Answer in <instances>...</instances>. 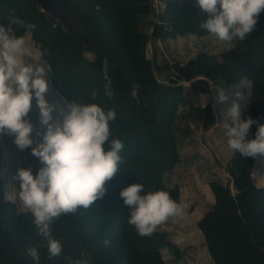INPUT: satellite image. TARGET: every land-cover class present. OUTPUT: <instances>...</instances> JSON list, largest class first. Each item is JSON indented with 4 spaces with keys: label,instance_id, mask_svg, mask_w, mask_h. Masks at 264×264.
Listing matches in <instances>:
<instances>
[{
    "label": "trees",
    "instance_id": "trees-1",
    "mask_svg": "<svg viewBox=\"0 0 264 264\" xmlns=\"http://www.w3.org/2000/svg\"><path fill=\"white\" fill-rule=\"evenodd\" d=\"M156 13L154 0H69L90 33L88 46L77 35L67 32L57 17L42 12L33 0H0V25H6L13 12L37 27L32 32L14 26L17 36L30 35L39 49L45 68L51 66L48 79L54 90L69 104H98L115 110L110 122L112 135L124 144L120 153L124 163L105 185L106 195L88 209L62 214L52 225L55 239L62 243V254L50 258L46 242L36 234L34 217L20 212L7 200V187L0 177V264H167L162 250H171L177 260L182 251L169 243L167 231H155L142 237L128 224L129 209L120 192L133 184H143L141 195L166 191L180 204V187H169L165 174L181 161L176 126L184 85L225 90L246 81L251 87L247 119L256 109L264 124V12L256 28L243 41L221 55L199 53L186 63H174L172 74L160 79L163 69L157 56H147L151 35L143 31L146 20L154 17V26H169L171 38L187 35L186 13L190 0H163ZM200 8L190 26L197 37L209 34L200 25L208 15ZM48 54H44V50ZM93 55L89 59L87 54ZM107 72L113 95H105ZM95 90L97 95L92 97ZM217 124L212 104L203 109V128ZM253 130L252 137L253 138ZM109 150L110 144H105ZM0 147V173L3 168ZM249 158L235 151L228 165L231 184L212 181L215 203L197 222L213 264H264V187L255 183ZM105 241H109L105 245ZM36 247L39 261L27 252Z\"/></svg>",
    "mask_w": 264,
    "mask_h": 264
},
{
    "label": "clouds",
    "instance_id": "clouds-1",
    "mask_svg": "<svg viewBox=\"0 0 264 264\" xmlns=\"http://www.w3.org/2000/svg\"><path fill=\"white\" fill-rule=\"evenodd\" d=\"M155 3V0H154ZM155 5V4H154ZM197 6L208 15L200 27L220 41H243L256 28L264 12V0H197ZM14 26L27 32L36 29L34 23L10 14L6 25H0V134L15 137L14 143L21 150L32 149L44 167L35 174L32 168H19L14 180L20 188L8 199L18 198L24 209L34 217L37 236L46 242L50 258L62 254V243L55 239L52 225L62 214L88 209L102 199L105 187L124 163L120 153L124 144L119 139L109 140L112 135L110 122L117 118L115 110H105L98 104H67L62 124H52L54 106L45 99L49 90L47 77L49 65L33 66L25 58L33 55L25 36H17ZM48 54V50H44ZM105 95L113 91L107 72ZM95 98L97 92L91 93ZM40 110L41 124L46 126L43 142L33 146L31 138L34 127L26 117L32 109V101ZM228 100L224 91H219L217 101ZM232 125L227 130L228 146L244 158L264 155V124L249 116L242 118L239 104L234 103L228 111ZM257 131L252 137V127ZM109 143V150L105 144ZM143 184H133L120 192L129 209L128 224L138 235L151 236L158 227L169 221L179 223L185 216L184 208L166 191L148 192L141 195ZM109 241H105L107 245ZM34 261H39L36 247L27 252ZM75 264H88L77 260Z\"/></svg>",
    "mask_w": 264,
    "mask_h": 264
},
{
    "label": "rangeland",
    "instance_id": "rangeland-1",
    "mask_svg": "<svg viewBox=\"0 0 264 264\" xmlns=\"http://www.w3.org/2000/svg\"><path fill=\"white\" fill-rule=\"evenodd\" d=\"M162 2H157L156 13L162 11L164 4ZM189 2L185 22L188 33L184 37L171 38L169 36L173 31L171 27L154 26L152 16L146 20L147 24L143 31L151 35L147 56L149 58L153 55L157 56V64L163 69L160 79H167V76L172 74L171 67L174 63L184 64L202 52L221 55L236 46V40L224 42L213 35L197 37L190 26L191 18L194 17L190 11L199 7L197 0ZM25 38L33 50V55L25 58V63L45 67L40 58L39 49L34 45L30 35ZM87 57L91 59L93 55L88 53ZM46 79L49 90L45 99L54 106L51 123L62 124L68 103L54 90L48 77ZM183 85L184 98L179 105L180 118L176 126L181 161L172 171L165 174V183L171 188L176 185L180 187V205L184 208L185 216L179 223L169 221L158 227L156 231H167L169 243L176 245L183 253V257L177 260L171 250L163 249L162 255L167 264H213L197 222L206 211L208 212L214 201L209 184L212 181L225 185L232 183V176L227 167L235 151L228 146L227 130L233 126L228 111L236 103L239 104L243 116L250 105L251 87L246 81L225 90L211 87L210 91L191 84L183 83ZM219 91H224L227 95L226 102L217 101ZM207 104H212L217 116V124L205 130L203 109ZM251 117L259 119L261 124L263 115H260L256 109L252 110ZM25 119L34 127L31 136L34 141L32 147H38L43 142V135L47 128L40 122V110L36 106L35 98L32 101V109ZM252 130L255 134L257 126L253 125ZM14 139L13 136L0 134V147L4 155L0 177L6 183V198L12 195L14 190L18 191L20 188L19 181L13 179L19 168H32L35 174L44 167L39 158L32 155L31 148L21 151L14 143ZM247 167L252 170L256 185L262 187L264 185L262 184L264 183V155L249 158ZM7 200L15 202L20 212L27 211L22 207L18 198H7ZM1 246L2 241H0V249Z\"/></svg>",
    "mask_w": 264,
    "mask_h": 264
},
{
    "label": "water",
    "instance_id": "water-1",
    "mask_svg": "<svg viewBox=\"0 0 264 264\" xmlns=\"http://www.w3.org/2000/svg\"><path fill=\"white\" fill-rule=\"evenodd\" d=\"M42 12L57 17L67 32L75 34L87 46L92 43L90 33L83 25L81 17L75 12L69 0H33ZM186 85L189 83H185Z\"/></svg>",
    "mask_w": 264,
    "mask_h": 264
},
{
    "label": "crops",
    "instance_id": "crops-1",
    "mask_svg": "<svg viewBox=\"0 0 264 264\" xmlns=\"http://www.w3.org/2000/svg\"><path fill=\"white\" fill-rule=\"evenodd\" d=\"M163 1V0H162ZM161 0H155V7L157 6V2H162ZM162 3H164V1L162 2ZM163 6V8H164V4L162 5ZM163 10V9H162ZM199 12H200V14H204V15H202V16H206L207 14L206 13H204L201 9L199 10ZM264 182V181H263ZM262 184H264V183H262ZM262 187H264V185H262ZM214 198V197H213ZM214 201H213V204H211V206L212 205H214V203H215V199H213ZM211 206H210V208H211ZM210 208L208 209V211L210 210ZM205 213H207V211L205 212ZM204 216V214L200 217V219L202 218ZM199 219V220H200Z\"/></svg>",
    "mask_w": 264,
    "mask_h": 264
}]
</instances>
